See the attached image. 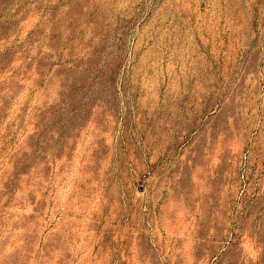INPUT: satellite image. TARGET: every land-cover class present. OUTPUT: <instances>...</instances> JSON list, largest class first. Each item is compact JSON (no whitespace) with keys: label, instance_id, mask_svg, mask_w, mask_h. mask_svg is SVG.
<instances>
[{"label":"rangeland","instance_id":"obj_1","mask_svg":"<svg viewBox=\"0 0 264 264\" xmlns=\"http://www.w3.org/2000/svg\"><path fill=\"white\" fill-rule=\"evenodd\" d=\"M0 264H264V0H0Z\"/></svg>","mask_w":264,"mask_h":264}]
</instances>
